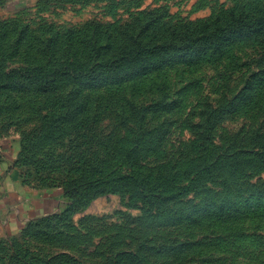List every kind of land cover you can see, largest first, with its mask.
I'll use <instances>...</instances> for the list:
<instances>
[{
    "label": "rangeland",
    "instance_id": "1",
    "mask_svg": "<svg viewBox=\"0 0 264 264\" xmlns=\"http://www.w3.org/2000/svg\"><path fill=\"white\" fill-rule=\"evenodd\" d=\"M191 26L171 41L195 54L148 53ZM4 155L62 203L0 237V264H264V0H0ZM154 159L190 188L123 182ZM79 160L118 168L69 195Z\"/></svg>",
    "mask_w": 264,
    "mask_h": 264
},
{
    "label": "trees",
    "instance_id": "2",
    "mask_svg": "<svg viewBox=\"0 0 264 264\" xmlns=\"http://www.w3.org/2000/svg\"><path fill=\"white\" fill-rule=\"evenodd\" d=\"M194 26V25H193ZM193 27H187L185 29H183L182 31H180L179 33L175 30H171L168 35H166L165 40H169V42H162V43H157L156 45H150L147 46V50L149 54H156L159 51L161 53H165L169 50H176L177 48H181L183 47V50H187L185 51L186 53H190V54H195V48L193 46V42L192 41H188L187 44L185 45H178L177 43H173L171 40H186V38L191 37L192 34H194V30H192ZM191 35V36H190ZM214 47V46H213ZM145 48V47H144ZM143 56V52L141 51H137L136 53H134L133 58H131L132 60L130 62H132V64H138L141 60ZM187 120L184 119L182 123H185ZM129 155H126V158L124 159V162L128 161V157H131L132 153H135L136 151H138V145L136 146H132L129 150ZM161 150H157V153H159ZM196 156V155H195ZM125 162V163H127ZM139 165L138 167H147L145 168L146 171H149L148 173H144V175H138L137 173H134V171L132 172H128L123 174V177H127L128 180H125L123 182H126L127 185H132L131 181L135 184V185H141L142 182L146 183V186L148 188L152 189H156L159 186L164 188V190H171L172 188H176V192L170 193V191H168V194H164V199H172L175 196V193L178 194L179 191L182 190H188L191 186V184L193 183V178H190L187 182L186 185H181L178 186V183L176 181H168L169 179H178V173L179 170H176L175 173H168V174H162L161 173H155L158 171H163V169L167 168L169 163L171 164V160L170 161H160L157 159H154L150 162H138ZM196 162L195 160H190L189 162L184 163V165H186L187 168L193 167L195 166ZM183 166V165H182ZM118 167L114 166V165H104V164H90L86 161L83 160H79L76 162V164L73 166V172L75 173V175L72 177L71 182L69 180V182L66 180L64 181V183H67L69 186L67 188V193L73 194L75 192L77 193H86L87 191H89L90 189L94 188L95 186L97 187H102L103 185V181L107 178H110V175L114 173V171H116ZM185 169L183 171L184 175H189V176H193V177H197V175H199V173L203 172L204 170L201 168H197V169H192L191 171H188V169ZM165 171V170H164ZM136 174L138 176H136ZM154 177V181L150 180L149 178ZM108 180H106L105 182L107 183ZM164 181L163 185H160V182ZM158 182V183H156ZM169 182V183H168ZM167 184L169 185V188H167ZM159 195V194H157ZM75 201V199H74ZM65 256H68L67 254H63ZM71 257V256H70ZM131 258L132 260L138 262V264L141 263V256H139L138 254L132 252V251H118L115 253L114 258H113V264H121L123 259L126 258ZM72 258V257H71ZM45 262V261H44Z\"/></svg>",
    "mask_w": 264,
    "mask_h": 264
},
{
    "label": "crops",
    "instance_id": "3",
    "mask_svg": "<svg viewBox=\"0 0 264 264\" xmlns=\"http://www.w3.org/2000/svg\"><path fill=\"white\" fill-rule=\"evenodd\" d=\"M13 168V158L4 155L0 159V237L17 235L62 203L59 191L29 188L21 183Z\"/></svg>",
    "mask_w": 264,
    "mask_h": 264
}]
</instances>
